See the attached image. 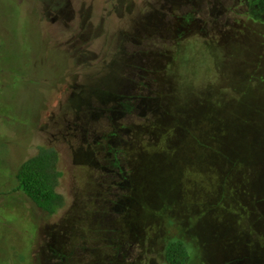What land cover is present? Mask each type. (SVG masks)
I'll use <instances>...</instances> for the list:
<instances>
[{"label":"rangeland","instance_id":"rangeland-1","mask_svg":"<svg viewBox=\"0 0 264 264\" xmlns=\"http://www.w3.org/2000/svg\"><path fill=\"white\" fill-rule=\"evenodd\" d=\"M176 1L0 0V264H169L175 237L189 264H264L263 221L218 205L233 196L215 156L250 79L264 97V6ZM144 48L157 111L110 115L98 98ZM38 145L59 152L55 214L16 190Z\"/></svg>","mask_w":264,"mask_h":264},{"label":"trees","instance_id":"trees-1","mask_svg":"<svg viewBox=\"0 0 264 264\" xmlns=\"http://www.w3.org/2000/svg\"><path fill=\"white\" fill-rule=\"evenodd\" d=\"M170 3H172L171 0ZM189 5L194 8L199 5V2L192 1ZM217 7L218 2H213L212 12L214 10L217 14L219 12ZM136 43L132 42L133 46L129 48L138 47ZM121 57L123 60L122 74L119 75L114 87L98 98V104L110 115L124 114L132 110L154 113L157 111V103L153 102L151 94H138L139 91L134 85V83L139 84L146 77L143 73L142 56L134 51L133 53H122ZM250 82L251 79L246 84L249 86L248 91L251 92L247 98L248 101L239 108H236L239 102L234 101L228 132L220 134V137L217 135L221 143L224 137L225 139L227 137L229 142L227 148L219 145L215 156L218 160L226 158L223 166L226 167L227 178L223 186L225 189L227 186L233 196L231 201H220L218 205L221 206L220 209L226 210L225 212L228 210L236 223L240 222V224L244 222L242 217H245V213H248L250 217L256 214L257 218L263 221L260 230H263L264 239V97L255 95L253 88H250L254 84ZM130 97L134 98L133 101L129 100ZM169 103L168 107L171 108L168 110L179 106L171 98ZM165 109L167 110V106ZM58 163L59 152L55 147L38 145V152L25 160L17 171L16 190L24 192L39 209L48 214L57 213L66 204L65 195L58 191L59 180L63 173ZM220 165L222 162L218 161L215 166L217 171ZM246 192L252 195L250 201L243 198ZM262 242L261 247H263L264 254V240ZM163 253L169 264H189L194 256L190 244L184 238L179 237L169 239Z\"/></svg>","mask_w":264,"mask_h":264},{"label":"flooded vegetation","instance_id":"flooded-vegetation-1","mask_svg":"<svg viewBox=\"0 0 264 264\" xmlns=\"http://www.w3.org/2000/svg\"><path fill=\"white\" fill-rule=\"evenodd\" d=\"M238 1H240L239 3H241V2H245V0H238ZM250 2L251 4H253V6L254 7H258V8H263V6H264V1L263 0H246V2ZM173 17H174V15L173 14H171ZM190 20H192V15H190V14H187L186 16H185V18L183 19V21H190ZM151 26H154V27H158V23H156V22H153V24H151ZM152 32H154V30L152 31ZM146 34V33H145ZM146 36V35H145ZM152 40V39H151ZM138 42L139 44H138V47L137 48H143V43H141V42H139V40H134L133 42ZM145 43H149V40H146V42ZM138 52V55H141L142 56V59H143V67H144V70H143V73L144 74H146L147 73V70H148V68H149V66H147V62L148 61H150L149 60V57L148 58H144V57H146L147 56V52H146V48H144V50H138L137 51ZM144 78L142 79V81H140V83L139 84H136V83H134V85H135V88H137L138 89V94H141V92H140V90L142 89V87H145V85H146V81H145V83H144ZM138 82V81H137ZM136 85H137V87H136ZM135 94H136V92H134ZM146 93V92H145ZM132 97H134L135 98V96H132ZM132 97H130L129 98V100L130 101H133L132 99H134V98H132ZM131 104L133 105V103L131 102ZM130 108V107H129Z\"/></svg>","mask_w":264,"mask_h":264}]
</instances>
